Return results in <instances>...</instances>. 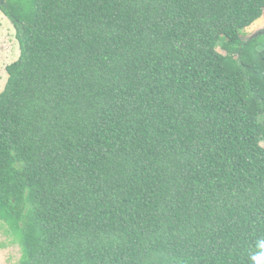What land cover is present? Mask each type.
<instances>
[{"label": "trees", "instance_id": "obj_1", "mask_svg": "<svg viewBox=\"0 0 264 264\" xmlns=\"http://www.w3.org/2000/svg\"><path fill=\"white\" fill-rule=\"evenodd\" d=\"M0 224L16 264H264V0H0ZM217 49H220L217 50Z\"/></svg>", "mask_w": 264, "mask_h": 264}, {"label": "rangeland", "instance_id": "obj_2", "mask_svg": "<svg viewBox=\"0 0 264 264\" xmlns=\"http://www.w3.org/2000/svg\"><path fill=\"white\" fill-rule=\"evenodd\" d=\"M259 31H264V18L255 24L246 38L254 36ZM16 31L10 21L0 10V93L7 80L5 67L15 62L19 56L18 42L15 38ZM220 51V49H217ZM4 226L0 224V264H16L20 257L18 243L11 242Z\"/></svg>", "mask_w": 264, "mask_h": 264}, {"label": "clouds", "instance_id": "obj_3", "mask_svg": "<svg viewBox=\"0 0 264 264\" xmlns=\"http://www.w3.org/2000/svg\"><path fill=\"white\" fill-rule=\"evenodd\" d=\"M261 247H264V244H262ZM253 259L255 260V264H260L259 259H257L256 257H253Z\"/></svg>", "mask_w": 264, "mask_h": 264}]
</instances>
